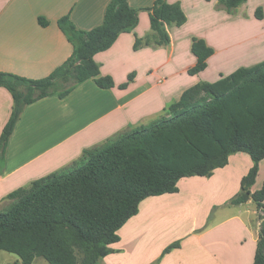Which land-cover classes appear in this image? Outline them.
I'll use <instances>...</instances> for the list:
<instances>
[{"label": "crops", "instance_id": "crops-1", "mask_svg": "<svg viewBox=\"0 0 264 264\" xmlns=\"http://www.w3.org/2000/svg\"><path fill=\"white\" fill-rule=\"evenodd\" d=\"M110 1L0 0V71L32 79L49 75L72 53L58 20L69 16L78 28L90 30L102 23ZM155 1L129 0L140 9L138 25L95 56L101 75L112 77L114 87L102 88L88 79L65 97L48 96L24 109L0 169V207L9 193L71 166L85 149L164 116L187 88L264 61V0H248L233 13L220 0H168L181 4L186 23L168 27L170 44L134 50L137 37L152 33L147 8ZM258 8L262 19L256 17ZM194 38L204 39L214 53L204 71L190 75L197 61L191 49ZM131 73L132 81L120 88ZM12 107L10 91L0 87V136ZM252 165L248 154H233L225 167L206 177L223 196L215 205L221 209L208 222L173 226L172 215L159 201L168 200L169 193L146 198L138 214L118 231L120 240L111 245L114 252L101 264H252L259 237L254 216L259 211L252 200L229 203ZM261 179L264 182V159L252 192L261 188ZM176 241L180 246L163 254Z\"/></svg>", "mask_w": 264, "mask_h": 264}, {"label": "trees", "instance_id": "trees-1", "mask_svg": "<svg viewBox=\"0 0 264 264\" xmlns=\"http://www.w3.org/2000/svg\"><path fill=\"white\" fill-rule=\"evenodd\" d=\"M247 1L220 0V5L233 13ZM147 10L152 33L137 37L134 50L170 44L168 27L187 21L179 2L156 0ZM139 11L129 0H111L102 23L90 30L63 16L58 25L72 45L66 61L38 79L0 71V87L13 98L0 136V169L28 105L48 96L65 97L88 79L102 88L115 86L112 77L101 75L95 56L136 28ZM256 17L263 18L261 8ZM39 21L48 23L43 17ZM191 49L197 61L188 73L195 75L207 68L214 50L202 38H194ZM133 77L131 73L120 88ZM237 153L248 154L253 165L230 204L256 203L259 237L252 264H264V182L252 192L264 159V61L187 88L159 119L85 149L71 166L9 193L0 207V250L18 255L22 264H32L36 257L49 264H99L114 252L118 231L138 214L143 200L178 192L183 178L211 177ZM179 246L176 241L163 254Z\"/></svg>", "mask_w": 264, "mask_h": 264}, {"label": "rangeland", "instance_id": "rangeland-1", "mask_svg": "<svg viewBox=\"0 0 264 264\" xmlns=\"http://www.w3.org/2000/svg\"><path fill=\"white\" fill-rule=\"evenodd\" d=\"M69 84L67 83L65 86ZM261 181L263 182L262 179ZM211 183L206 177H186L178 183V192L166 196L168 200H159L164 209L172 215L170 217L171 225L182 227V222L186 224L193 221L208 222L214 215V212L221 209L215 207V205L218 204V200L223 198V196L220 192L216 191V187ZM252 205L254 208L256 203L254 202ZM254 219L257 221L258 217L255 215ZM0 264H22V261L18 255L0 250ZM32 264L49 263L43 257H36ZM99 264H101V260Z\"/></svg>", "mask_w": 264, "mask_h": 264}]
</instances>
